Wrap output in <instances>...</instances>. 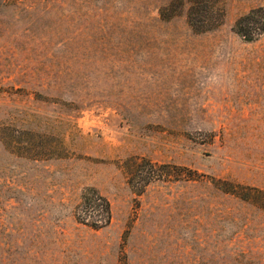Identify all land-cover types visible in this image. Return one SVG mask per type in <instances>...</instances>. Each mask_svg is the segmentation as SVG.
I'll use <instances>...</instances> for the list:
<instances>
[{
	"label": "rangeland",
	"instance_id": "1",
	"mask_svg": "<svg viewBox=\"0 0 264 264\" xmlns=\"http://www.w3.org/2000/svg\"><path fill=\"white\" fill-rule=\"evenodd\" d=\"M168 1L0 0V264H264V209L210 182L264 190V33L232 28L264 0L201 33ZM142 159L201 176L138 192Z\"/></svg>",
	"mask_w": 264,
	"mask_h": 264
},
{
	"label": "trees",
	"instance_id": "2",
	"mask_svg": "<svg viewBox=\"0 0 264 264\" xmlns=\"http://www.w3.org/2000/svg\"><path fill=\"white\" fill-rule=\"evenodd\" d=\"M186 7V21L194 32H206L217 27L225 15L223 0H169L159 9L161 18H170L178 14V10ZM233 30L245 41H254L264 33V6L250 9L240 15L233 24ZM188 170L186 173H176L185 180H197L200 174L195 170L169 163H157L148 159L135 161L129 171L128 182L132 186L144 187L153 180L162 177L175 176L174 172ZM143 176L140 182L133 183L135 176ZM210 182L224 193L232 194L242 200L248 201L264 209V190L234 183L226 179L211 177ZM136 184V185H135ZM75 217L77 221L93 228H100L109 224L111 208L108 199L95 187L87 186L83 189L80 202L76 206Z\"/></svg>",
	"mask_w": 264,
	"mask_h": 264
}]
</instances>
